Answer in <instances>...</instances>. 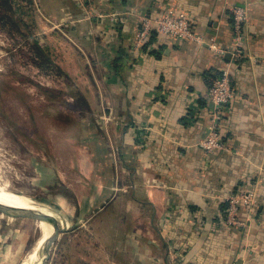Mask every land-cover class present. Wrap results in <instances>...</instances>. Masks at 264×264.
Returning <instances> with one entry per match:
<instances>
[{
  "label": "crops",
  "instance_id": "crops-1",
  "mask_svg": "<svg viewBox=\"0 0 264 264\" xmlns=\"http://www.w3.org/2000/svg\"><path fill=\"white\" fill-rule=\"evenodd\" d=\"M28 1L32 37L72 91L64 146L82 139L52 175L83 184L82 213L102 216L111 239L98 263L264 264V0ZM237 7L247 12L240 56ZM168 9L186 11L225 54L157 31L136 50L141 18ZM224 70L233 86L219 125L225 148L207 152L208 91ZM241 192L257 200L239 208L244 227L226 222L227 199Z\"/></svg>",
  "mask_w": 264,
  "mask_h": 264
},
{
  "label": "rangeland",
  "instance_id": "rangeland-1",
  "mask_svg": "<svg viewBox=\"0 0 264 264\" xmlns=\"http://www.w3.org/2000/svg\"><path fill=\"white\" fill-rule=\"evenodd\" d=\"M34 17L29 1H0V184L45 205L61 223L47 264H101L107 255L101 245L111 239L101 229L102 216L82 213L88 201L83 184L52 175L65 169L63 161L82 139L76 135L74 144L64 146L72 122L64 113L75 111L65 97L72 91L63 72L48 62L46 43L32 37ZM0 217V264H22L40 236L39 220Z\"/></svg>",
  "mask_w": 264,
  "mask_h": 264
},
{
  "label": "built area",
  "instance_id": "built-area-1",
  "mask_svg": "<svg viewBox=\"0 0 264 264\" xmlns=\"http://www.w3.org/2000/svg\"><path fill=\"white\" fill-rule=\"evenodd\" d=\"M234 34L237 44V54L240 56L244 40V28L247 22L245 9L237 7L233 10ZM157 31L171 40L188 42L191 44L207 45L208 48L217 54L224 55L225 49L219 47L215 40L207 41L206 38L197 32L189 14L186 11L168 9L161 16L141 18V24L136 32L133 46L136 50L143 47L149 35ZM208 99L213 104L210 112V123L205 138L200 143L207 152H216L224 149L219 134V125L223 118V112L233 99V86L230 73L224 70L211 84L208 91ZM229 204L226 213V222L230 225L245 226L244 220L239 219L238 212L241 206L253 208L257 205L255 194L252 192H241L234 194L227 199Z\"/></svg>",
  "mask_w": 264,
  "mask_h": 264
},
{
  "label": "bare ground",
  "instance_id": "bare-ground-1",
  "mask_svg": "<svg viewBox=\"0 0 264 264\" xmlns=\"http://www.w3.org/2000/svg\"><path fill=\"white\" fill-rule=\"evenodd\" d=\"M0 203L19 209L23 216H35L38 218L40 236L33 245L32 251L28 255L26 261L22 264H41L44 256L42 253V247L55 229L53 224L43 221V216L46 214L53 216L56 219L57 217L51 213L45 205L32 200L30 197L12 192L4 186L0 187Z\"/></svg>",
  "mask_w": 264,
  "mask_h": 264
},
{
  "label": "water",
  "instance_id": "water-1",
  "mask_svg": "<svg viewBox=\"0 0 264 264\" xmlns=\"http://www.w3.org/2000/svg\"><path fill=\"white\" fill-rule=\"evenodd\" d=\"M212 106H213V104H212ZM0 213L3 216L9 217V218H21V217H23V214L21 213V211L19 209L4 205L1 203H0ZM43 221L46 223H49V224H53L54 228H55L53 233L46 240V242L44 243V246L42 247V253L44 254V256H43V260H42L41 264H47V261L51 255V250H52L60 232L63 230V228L61 226V223L53 216H49V215L45 214L43 216Z\"/></svg>",
  "mask_w": 264,
  "mask_h": 264
},
{
  "label": "trees",
  "instance_id": "trees-1",
  "mask_svg": "<svg viewBox=\"0 0 264 264\" xmlns=\"http://www.w3.org/2000/svg\"><path fill=\"white\" fill-rule=\"evenodd\" d=\"M7 4V3H6ZM9 9H10V11H13L14 9H13V7H12V5H9ZM48 56V55H47ZM48 62L50 63H52L53 64V62L49 59V57H48Z\"/></svg>",
  "mask_w": 264,
  "mask_h": 264
}]
</instances>
